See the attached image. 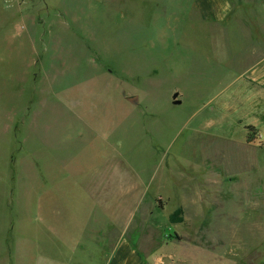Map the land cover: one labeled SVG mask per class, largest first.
Segmentation results:
<instances>
[{
	"label": "rangeland",
	"instance_id": "rangeland-1",
	"mask_svg": "<svg viewBox=\"0 0 264 264\" xmlns=\"http://www.w3.org/2000/svg\"><path fill=\"white\" fill-rule=\"evenodd\" d=\"M216 23L192 0H0V264L122 239L146 264H264L263 139L224 107L247 33Z\"/></svg>",
	"mask_w": 264,
	"mask_h": 264
},
{
	"label": "crops",
	"instance_id": "crops-1",
	"mask_svg": "<svg viewBox=\"0 0 264 264\" xmlns=\"http://www.w3.org/2000/svg\"><path fill=\"white\" fill-rule=\"evenodd\" d=\"M192 1L202 18L211 19L217 22L216 24L231 25L233 35L237 37L247 33L245 39H236L237 47L234 56H236L237 68L233 69L232 78H236L234 80H237L238 86L231 93L230 105L224 103V107L225 110H230L232 114L237 115L235 120L244 128L252 126V131L263 139L264 146V0ZM240 116H244V119ZM248 132L246 128L241 145L252 144V139H247ZM247 161L254 163L253 158H247ZM252 176H254L253 173L247 177ZM248 186L250 185L247 184ZM255 189H252L250 193H248L249 190L245 191L248 195L247 204L249 207L252 206V210L260 208L264 210V187ZM51 237L57 243L66 245L63 242L67 241L57 238L58 235H51ZM67 248L74 253L76 244L67 245ZM99 253L93 251L90 254L87 253L86 259L96 257L101 260L100 264H146L143 254L134 249L125 239L120 240L113 250L99 251ZM98 254L100 257L97 258ZM7 264H14L13 259L12 261L8 259ZM54 264H62V262H54Z\"/></svg>",
	"mask_w": 264,
	"mask_h": 264
},
{
	"label": "trees",
	"instance_id": "trees-1",
	"mask_svg": "<svg viewBox=\"0 0 264 264\" xmlns=\"http://www.w3.org/2000/svg\"><path fill=\"white\" fill-rule=\"evenodd\" d=\"M248 129V137L247 139H251L250 132L252 131V126H246ZM182 220V208L178 207L176 208L170 215H169V221L174 222H180Z\"/></svg>",
	"mask_w": 264,
	"mask_h": 264
},
{
	"label": "water",
	"instance_id": "water-1",
	"mask_svg": "<svg viewBox=\"0 0 264 264\" xmlns=\"http://www.w3.org/2000/svg\"><path fill=\"white\" fill-rule=\"evenodd\" d=\"M174 96H176V93L174 94ZM173 103H174V104H178V103H180V100H179V99L174 100Z\"/></svg>",
	"mask_w": 264,
	"mask_h": 264
}]
</instances>
